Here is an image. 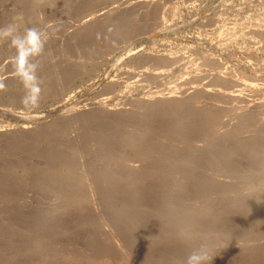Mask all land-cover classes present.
<instances>
[{
  "label": "rangeland",
  "instance_id": "1",
  "mask_svg": "<svg viewBox=\"0 0 264 264\" xmlns=\"http://www.w3.org/2000/svg\"><path fill=\"white\" fill-rule=\"evenodd\" d=\"M17 14L49 39L31 112L0 42V264H264V0Z\"/></svg>",
  "mask_w": 264,
  "mask_h": 264
},
{
  "label": "clouds",
  "instance_id": "2",
  "mask_svg": "<svg viewBox=\"0 0 264 264\" xmlns=\"http://www.w3.org/2000/svg\"><path fill=\"white\" fill-rule=\"evenodd\" d=\"M23 20V14H17L13 22L0 26V42L7 41L12 50L13 69L24 90L20 104L31 112L40 107L43 98L44 81L40 72L49 37L45 30L37 26H25L21 31L18 22ZM5 87L4 82L0 81V90ZM212 259L201 244L191 250L181 264H210Z\"/></svg>",
  "mask_w": 264,
  "mask_h": 264
},
{
  "label": "bare ground",
  "instance_id": "3",
  "mask_svg": "<svg viewBox=\"0 0 264 264\" xmlns=\"http://www.w3.org/2000/svg\"><path fill=\"white\" fill-rule=\"evenodd\" d=\"M249 97V96H248ZM253 102V101H252Z\"/></svg>",
  "mask_w": 264,
  "mask_h": 264
}]
</instances>
